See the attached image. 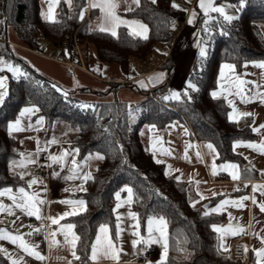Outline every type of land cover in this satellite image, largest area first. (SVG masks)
<instances>
[{"label":"trees","instance_id":"obj_1","mask_svg":"<svg viewBox=\"0 0 264 264\" xmlns=\"http://www.w3.org/2000/svg\"><path fill=\"white\" fill-rule=\"evenodd\" d=\"M172 1L139 0L132 9L120 12L123 17L147 25L145 39L131 35L123 25L117 28L116 37L92 27L98 15L96 9H91L88 17L84 13L83 18L80 17L86 0H71L70 5L66 0H59L52 21L42 15V0H0V58L20 63L28 74L8 80L7 95L0 104V188L23 186L26 182L9 167L10 161L21 156V150L8 124L22 106L39 108L38 115L45 118V132L57 122L75 129L69 142L79 148L78 157L93 154L89 158L90 178L83 191L86 210L66 218L79 237L75 262L89 261L92 242L101 223L108 224L111 233H115L114 193L124 185L132 188V208L138 214L142 234L149 215L166 218V264H229L241 260L233 259L229 250L220 249L218 234L211 227L223 222L224 215H205L204 203L196 201L193 183L166 174L164 164L156 162L143 144L141 132L145 126L154 125L163 133L168 123L180 120L192 129L199 141L215 146L219 162H236L241 170L247 169L243 157L233 151L232 143L256 139L251 118L230 122L226 101L221 97L213 98L210 93L217 86L222 63L236 65V71L241 73L246 61L264 60V37L259 31V24L264 23V0H245L236 19L225 22L217 17L208 24L210 35L204 33L207 34V56H196L187 76L198 89L189 90L190 101L183 95L179 101L163 99L162 93L168 89L173 76L172 52L159 66L166 70L165 80L151 89L152 92L146 90L136 112L133 110L136 104L130 107L127 101L120 99H93L87 103L94 107L81 109L80 100L72 91L63 90L38 73L16 52L40 53V40L44 37L55 44H65L69 53L75 36L85 56L88 45L92 44L100 64L116 63L127 72L130 58L143 63L156 43L166 42L169 47L172 44L175 47L185 34L184 30L176 35L171 17ZM199 22H202L201 16L197 18V27ZM9 29L15 32V41L10 40ZM112 83L117 84L113 86L116 89L118 83ZM53 84L61 91L52 88ZM96 153L103 158H97ZM0 264H10L1 253Z\"/></svg>","mask_w":264,"mask_h":264},{"label":"crops","instance_id":"obj_2","mask_svg":"<svg viewBox=\"0 0 264 264\" xmlns=\"http://www.w3.org/2000/svg\"><path fill=\"white\" fill-rule=\"evenodd\" d=\"M42 1L48 10L49 0ZM126 1L130 3V7H123L125 5L120 7V0H110V2L116 4L114 11L118 16L122 19L133 21V19L122 17L120 12L132 9L138 3L136 0ZM58 2L59 0H56L54 3L53 13L54 11L56 12ZM106 2H109V0H86V6H88L90 10L96 9L98 11L94 23L98 26L96 28L99 29L101 27H110V24H108L105 19L106 13L102 12L100 7L93 8L91 5L93 3L100 5ZM172 12L176 11L172 9ZM188 14L189 9L187 15H185L186 18L188 17ZM140 24L147 26L143 22H140ZM133 27H135L137 31L141 30L138 25H134ZM193 31L194 30L187 31V33L182 35L181 41L176 45L174 51L175 62L170 85L175 89L181 90L182 93L184 91L183 85L187 80L189 69L194 58L197 56L196 45L199 36L197 35L198 32L193 33ZM25 52L35 53L36 56L43 59L42 53L39 54L38 52L29 50H25ZM168 55L169 49L164 53L156 65L151 66L150 68L144 67L142 71L131 78V82L138 83L140 86L141 84H144L146 85V88L148 87L150 89L161 84L166 78V72L160 70L159 66L165 61ZM219 72L220 68L217 76V86L213 90L219 93L217 97H221L226 101L229 106V112L232 111V106L228 102L231 100L239 112L250 113L251 128H259L261 124H264V103L261 102V94L264 93V69L255 67L251 63H248L246 67L244 64L241 73H238L236 69L231 72L226 69L225 78H219L218 83ZM160 73H164V76L157 80L156 78ZM236 77L249 82L241 86L243 88V95L247 98V102L241 101L240 96L235 94L236 88L232 81H234ZM253 81L255 83H251ZM225 97L228 99H225ZM120 100L127 101L122 98ZM127 102L128 104H135L134 101ZM244 117H241L240 119ZM150 126L152 125L147 126L149 138L148 147L154 160L156 162L160 161V163L164 164L165 171L168 175L179 176V180L193 183L194 192L197 196L196 201L207 203L204 207L205 213L224 215V221L215 225L220 226L222 229L228 227H231L234 230L239 228L243 229V231H237V234L235 235L231 232H216L218 234L219 247L223 251L229 250L230 243L233 240L245 238V242H247L248 256L241 260H234L229 264H256V255L253 249L262 247V244L258 235H254V233L264 234V212H261L258 206L259 203L264 202V195L261 194L259 189L254 192L252 185H264V174H262V170H264V153L245 145L237 146L235 151H233L243 157L247 168L246 170H241L236 162H219L217 160L218 152L215 146V151L213 152L206 146L210 142L193 140L188 126L180 120H173L168 123L164 127L163 133L160 132L156 126ZM185 129L187 132H185ZM254 133L256 134V139L251 141L259 144L264 140V129H260ZM69 140L70 138L55 140L56 143L46 144L45 151L40 156V158H42L40 166H42V169L46 172V179H42L39 174H37V176L34 175V177L38 178V183L32 185L31 188H28L27 180L29 177L23 178L26 181L25 185H23V187L26 188V191L36 193L44 200V203L39 205L41 208V218L37 219L36 216L30 217L19 209H13V215H9L7 211L0 212V229H4L6 232L12 234H24L23 238L28 243L36 245V250L41 253L44 259L39 260L33 256L27 255L18 247V245H14L7 239H0V246L6 249L13 258L22 256L23 264H146V262L141 261V258L139 260V256L136 255L135 247L132 244V241L137 237L133 234L134 231H136L134 228L135 221L128 215L129 211L134 212L132 208V197L130 201L128 198V202L126 201V203L119 208H116L117 199L115 193L120 192L121 195H126L127 193L126 191L121 190L114 193L113 206V208H116V212H113L116 218L115 226L117 223V215L120 216L122 231L119 239H116L115 233L112 234L109 228L110 236L116 250L119 252V260L112 259L110 256H105L103 250H101L98 259L93 261L90 259L92 255L91 246L89 261L75 262L76 254L73 256V251H75V249H73L65 239L66 230L61 229V225L71 224L66 220V218L70 216L59 220L56 224H53L51 219H49V217H59L65 211L74 210L71 205L61 203L60 201L80 199L85 201L83 191L86 181L82 179V176L85 173L88 175L90 174L92 169L91 161L88 159L86 163L80 164L81 161H84L85 157L79 158L78 154L72 153V150L75 148L70 145ZM65 150L72 153L75 156L77 163L80 164L75 173L71 171L72 156L66 157L63 167L60 164L53 163L47 159L49 155H59ZM165 150H167V152H165ZM197 153H199V159H197ZM225 163H234L238 166L237 171L240 175L239 180L232 179V169L225 170L220 167ZM214 167L215 171L213 170ZM53 172L57 173V175L53 176ZM16 173L19 175L18 172ZM69 176H72V178L68 179ZM18 187H11L13 194H15L16 188ZM49 193L51 194V197L48 198ZM213 193H216V195H213ZM239 197H249V199L242 202L244 205L243 207L237 208L229 203L219 212L211 211V209L215 208L221 200L232 201L238 200ZM251 197H255L257 204H253ZM0 202L5 206L13 203L7 195L0 196ZM78 213L81 212H77V214ZM32 221H39L40 225L36 228H32L28 225V222ZM35 229L40 230L34 231ZM98 229L99 226L96 230L93 241L96 240ZM72 231L77 236L74 227ZM143 234L145 239H147L149 235L147 232V223H145ZM158 238L159 233L154 232L153 239ZM68 239L70 240L71 236H69ZM141 247L145 249L144 251H150L151 257L149 261L155 263L159 260L160 253L163 250V242L143 244ZM109 251L111 252V250ZM0 253L10 263L8 257L5 256L3 252Z\"/></svg>","mask_w":264,"mask_h":264},{"label":"snow or ice","instance_id":"obj_3","mask_svg":"<svg viewBox=\"0 0 264 264\" xmlns=\"http://www.w3.org/2000/svg\"><path fill=\"white\" fill-rule=\"evenodd\" d=\"M56 2V0H49V4H48V14H47V19L49 21L54 20V14H53V6L54 3ZM66 2L69 3V5L71 4V0H66ZM137 3H139V0H136ZM153 2H155V0H153ZM93 8L96 7H100L101 11L106 13L105 19L107 20L108 24H110V27H101L100 31H104V32H110L112 36L116 37L117 36V31L116 29L118 27H120L121 25H125L129 28V32L131 35L134 36H140L142 38H147V26L140 24L139 21H129L126 19H122L120 16H118L114 9L116 8V4L110 2H106L104 4H96L93 3L91 5ZM173 8H179V5L175 4V2H173ZM245 6V0H239V8H243ZM199 7L201 8V10L204 12L205 14V21H204V31L205 33H209V28H208V24L210 20H213L214 17H211L209 15L210 12H216L219 13L220 16L223 18V20L225 22H231L232 20L236 19L237 17L233 16V15H229L226 11H225V7L224 5L221 6H215L212 3V0H199ZM227 7H232L231 5H228ZM43 15V13H42ZM80 17L81 19L83 18V10H81L80 13ZM193 22L192 17L189 18L188 23L191 24ZM134 25H138L139 28L141 29L140 31H137L135 27H133ZM222 34L223 33V28L221 29ZM199 48V55L201 57H206L207 56V51H206V45H202L200 43H197L196 45ZM248 63H251L253 66L258 67L260 69H264V60L261 61H246L245 62V67L247 66ZM236 65L234 64H229V63H222L220 66V72H219V77H218V83H219V78H225V70L227 69L229 72L234 71L235 70ZM3 68H7V70L12 74V76L14 78H19L21 76L27 77V73L25 71H23L21 69V67L19 65H13L10 62H5L3 61L2 58H0V70H2ZM164 76V73H160L157 76V80L162 78ZM6 77L5 76H0V103H3L5 96L7 95V87H6ZM151 79V78H150ZM232 83L235 84V88H236V95H239L241 98V101L243 102H247V98L243 95V88L241 87L242 85L249 83L248 81H244L241 80L239 77H236L234 81H232ZM251 83H255L254 81ZM146 85L141 84V87H145ZM52 88L56 89L57 91H61L60 89L57 88V86L55 84L52 85ZM189 89L191 91H196L197 89V85L195 83H192L191 81L186 82V88L184 89L183 93L179 92V91H172L170 95H166L163 97V99L165 100H175V101H179L182 98V95L187 97L188 100H191V96L189 94ZM212 95L213 98H216L219 93L217 91H212L210 93ZM65 95H67L65 93ZM261 102L264 103V93L261 94ZM225 99H228L227 97H225ZM229 104L232 106V111L228 113V119L230 122H235L238 121L241 117L244 116H249L251 115L250 113L247 112H239L234 104L232 103L231 100L228 101ZM78 107H80L81 109H85V108H90V107H94L92 105H88V104H84L81 103L78 105ZM39 112V108L36 105H31V106H26L23 107L19 114L17 115V118L14 121H10L8 124V130L11 133L12 131H22V125H21V120L23 117L28 116L29 120L31 119V115L35 114ZM132 116V109L129 108V117ZM44 117L43 116H39L36 121L35 124L37 126V130H39V128L43 127V123H44ZM29 128H32L33 125L31 123H29L28 125ZM150 127H155L154 125L150 126ZM260 129H264V124H261L259 126V128L253 127L252 131L256 132ZM185 132H187V130L185 129ZM159 139V138H158ZM52 143H56V141L50 140L47 141V144H52ZM37 144H39V141L37 139ZM240 145H245L249 148H253L258 150L261 153H264V140H262L259 144H257L254 141H242V140H236L233 141V150L235 151V149L237 148V146ZM207 148L210 149L211 151H215L214 145H212L211 143H208ZM41 151V149H39V147H37V154ZM79 148H75L72 150V153H79ZM165 152H167V150H165ZM68 152V151H62L61 154L59 155H49L48 156V160L52 161L53 163H57L60 164L62 167L64 166L65 163V159L68 156H72V167H71V171L73 173L76 172V169L80 166V164H84L87 162V160L93 155V154H89V156H86L84 158V161H81L80 164L77 163L75 156ZM170 154V153H168ZM95 156L97 158L102 159L103 156L100 153H96ZM21 161L19 163L15 162V161H10L9 167L10 170H12L15 167H21L25 164L31 163V164H35L36 161L34 159H32V154H29L27 157L24 156V154H21ZM197 159H199V153H197ZM158 163L160 161H157ZM221 168H224L225 170L227 169H232L231 172V176L233 180H239L240 179V175L237 171V165L234 163H225L224 165L220 166ZM215 171V167L213 169ZM167 174V173H166ZM262 174H264V170H262ZM20 179L24 178V172H20ZM53 176H56L57 173L53 172L52 173ZM72 176H69L68 179H71ZM89 175L88 174H83L82 179L84 181H87L89 179ZM177 180L180 179L179 176L176 177ZM38 183V178L33 177L31 179L27 180V186L28 188H31L32 185L37 184ZM253 191L255 192L257 189H259L261 191V194L264 195V185H256L253 184L252 185ZM83 190V189H82ZM127 191L129 194V201L131 200L132 197V188L125 185L121 191ZM9 196V198L12 200V204L5 206L2 202H0V212L3 211H7L9 213V215H13V209H19L21 212L26 213L28 216H36L37 219H40V213H41V208L39 207V205H42L44 203V200L36 193H30L28 191H26V188L21 186L16 188V192L15 194H13L12 192V188L11 186L9 187H5L3 189H0V196ZM213 195H216V193H213ZM115 197L117 199V201L120 200V192L115 193ZM203 198V197H202ZM249 199V197H239L238 200H221L220 203L215 207L212 208L211 211L213 212H219L221 211L224 206L226 204H233L235 207L240 208L243 207V201ZM253 204H257V201L255 199V197H251ZM61 203L67 204V205H71L73 207V211H65L61 216L59 217H49V219H51L53 224L58 223L59 220L67 217V216H72V215H76L77 212H82L86 210V202L83 199L80 200H62L60 201ZM192 206H195V202H192ZM259 209L261 212H264V202H261L258 204ZM120 204L118 203L116 205V208H119ZM116 208H113V212H116ZM208 213L206 212L205 215H207ZM128 215L135 221L134 224V228L136 229V231H134V235L140 237V240H136L134 239L132 241V244L135 246L136 244L140 243L141 241H143L144 244H151V243H161L163 242V250L160 253V257L159 260L155 262V264H166V261L168 259L167 257V251H168V240H167V220L166 218L161 215V216H153V215H149L147 217V232H148V238L145 239L143 236H141V233L139 231L140 228V220L138 217V214L132 211H129ZM74 225L72 224H63L61 225V229L62 230H66L65 233V239L66 241L71 245V247L73 249H75L76 247V243L77 240L79 239V237H77L72 229H73ZM213 228L214 231L216 232H231L233 235L237 234V231H243L242 228L239 229H232L231 227L228 228H224L222 229L220 226L217 225H212L211 226ZM40 229H35L34 231H39ZM122 228L120 225V216L117 215V223H116V229H115V236L116 239H119L120 234H121ZM154 232H158L159 233V238L158 239H153V234ZM254 235H258L262 247L260 248H255L253 249V251L255 252L256 255V264H264V234H256L254 233ZM71 236V239L69 240L68 237ZM24 234H12V233H8L6 232V230L4 229H0V239H7L10 240L14 245H18V247L20 249L23 250L24 253H26L29 256H33L39 260H43L44 257L41 255V253L39 251L36 250L37 246L28 243L24 238ZM103 250V253L105 256H110V258L112 259H116L119 260V252L116 250L115 245L113 243V240L110 236V232H109V225L106 223H101L99 225V229L97 231V235H96V240L92 242V255L90 257L91 260L96 261L98 259V255L99 252ZM111 250V252L109 251ZM247 251V249H245ZM0 252H3L5 254V256L8 257L10 264H23V257H17V258H13V256L11 254H9L7 252L6 249H4L2 246H0ZM73 256H75V251H73ZM146 264H153L152 261H146Z\"/></svg>","mask_w":264,"mask_h":264},{"label":"rangeland","instance_id":"obj_4","mask_svg":"<svg viewBox=\"0 0 264 264\" xmlns=\"http://www.w3.org/2000/svg\"><path fill=\"white\" fill-rule=\"evenodd\" d=\"M125 1L126 0H122V1L120 0V3H121L120 7H122L123 5H125L123 7H130V3H128L127 1L125 2ZM173 2L179 5V8H173L172 6ZM212 3L215 6H221V5L226 6L225 11L229 15H233L235 17L239 16L242 10V8H239V0H212ZM172 5H171L172 9L180 13V15L182 16L187 15L188 9H192V10H189L187 21L189 20L190 17H192L193 22L191 24L188 23L187 27L184 29L185 33H187V31H190V30H194L193 33L198 32L197 33V35L199 36L198 43L202 45H206V50H207V43H206L207 34H204L205 33L204 21L206 17H205L204 12L199 7V0H173ZM228 5H231L232 7H227ZM42 13H43V17L47 19L48 10L43 1H42ZM53 14L55 17V11ZM209 15L211 17H214V19L218 17L223 20V18L220 16L219 13L210 12ZM198 16H201L202 22H199L200 24L197 27ZM210 22H212V20H210L209 23ZM91 24H92V27H98L96 23L94 22H92ZM259 31H260V34L264 37V23L259 24ZM9 35H10V40L15 41L14 39L15 32L9 29ZM179 42L175 44V47ZM79 47L81 49L80 44H79ZM173 47H174V44H172L169 47V45L166 42L156 43L151 53L145 58V61L143 63L136 61L134 58H130L128 71L124 72L119 67V65L116 63L100 64L97 59L94 46L92 44H89L87 47L86 56H85L84 51L81 49L82 58L84 60V63L86 64L87 71L81 72L82 70L79 71L76 68H71L72 75H69V76L66 75L65 73L68 68L65 65L59 64L58 62L55 61L58 57H64V58L68 57L69 54H68L65 44H55L53 42L48 41L44 37H42L40 40V53L43 54V59L36 56L35 53L33 54L30 52H25V51H16V52L30 67L35 69L38 73H40L41 75H43L50 81L57 84L63 90L68 91V92L72 91L73 95L80 100L79 104L81 103L88 104L87 102L92 101L93 99L113 100V99L122 98V99H126L127 101H134L136 104V108H134L133 110L134 112H136L138 110L139 102L143 98L144 94L146 93V90L148 89L149 92H152L151 89H154L160 84L150 89L148 87L146 88V86L141 87L140 84L138 83L131 82V78L137 75L140 71H142L144 67L150 68L151 66L156 65V63L161 59V57L164 55V53L168 49H169V54L172 52V56L173 58H175V55H174L175 47L174 49ZM196 54L197 56H200L198 47H197ZM5 62H10L13 65H19L21 69L26 72V68L23 67L20 63L13 62L11 60H8ZM174 62H175V59H174ZM160 70H163L166 72L165 69L160 68ZM0 76H5L7 78L6 87H7L8 80L14 79V77L7 70V68H3L2 70H0ZM112 82L118 83V87L116 89H114L113 86H117V84L112 83ZM186 82H188V79L184 82L183 89L186 88ZM86 89H88V91H86ZM172 91L181 92V90L175 89L171 85H169L168 89L162 93L163 97L166 95H170ZM93 92H101L102 94L98 95ZM26 106H31V105H26ZM26 106H22L19 109L18 114L20 110ZM39 116L40 115H38V112H37L31 115L30 120L28 116L23 117L21 120V125H22L23 130L11 132V134L17 140V145L21 150V154L23 153L25 157H27L29 154H32V159L36 161L35 164L28 163L21 167L14 166V168L12 169L13 172H18V173L24 172V177L25 178L29 177L28 179H31L32 177H34V175L36 176L37 174L40 175V171L42 170V166H40L42 158H40V156L45 151L47 141H50L53 139L54 140L69 139L75 134V129L68 127L62 122L55 123L48 132H45L44 130L45 120L43 123V127L37 130L35 121ZM29 123L33 125L32 128L28 127ZM188 129L190 131V135L192 134L193 136L191 138L193 140H198L193 135L192 129L190 127H188ZM147 130H148L147 126H145L142 129L141 140L143 144L149 149L148 147L149 138H148ZM37 139L39 141V144H37ZM37 147L41 149V151L38 154H37ZM21 159L22 157L20 156L17 160H15V162L19 163ZM94 161L96 160L94 159ZM128 198H129L128 192L126 193V195H121L120 193V200L117 201V204L119 203L120 206L123 205L124 203H126ZM141 236L144 237V234L141 233ZM136 240H140V237L137 236ZM143 244H144L143 241H141L140 243L134 246L136 255L139 256V260L145 250L143 247H141V245Z\"/></svg>","mask_w":264,"mask_h":264},{"label":"built area","instance_id":"obj_5","mask_svg":"<svg viewBox=\"0 0 264 264\" xmlns=\"http://www.w3.org/2000/svg\"><path fill=\"white\" fill-rule=\"evenodd\" d=\"M153 1V0H148ZM192 10V9H189ZM83 13L86 17H88L90 13V8L85 6L83 9ZM172 20L174 22V26L176 28V35H178L181 31H183L188 25L187 18L185 16L180 15L179 13L172 12L171 13ZM68 57H58L55 61L59 64L65 65L68 69L66 70V75H72L71 68H76L82 71H87L86 64L82 58V52L77 42L76 37L73 38V43L70 47ZM130 107H134L135 104H129ZM40 176L42 179H46V172L42 169L40 171ZM51 197V194H48V198ZM28 225L32 228H36L40 225L39 221L28 222ZM247 249V251L245 250ZM229 252L233 259H244L248 256V246L247 242H245V238H240L233 240L229 246ZM151 257L150 251L146 250L141 255V261L146 262L149 261Z\"/></svg>","mask_w":264,"mask_h":264},{"label":"water","instance_id":"obj_6","mask_svg":"<svg viewBox=\"0 0 264 264\" xmlns=\"http://www.w3.org/2000/svg\"><path fill=\"white\" fill-rule=\"evenodd\" d=\"M207 205V203H204L203 206L205 207Z\"/></svg>","mask_w":264,"mask_h":264}]
</instances>
